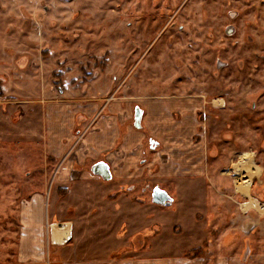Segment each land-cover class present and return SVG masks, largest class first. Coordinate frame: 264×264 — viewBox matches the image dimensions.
<instances>
[{"label": "rangeland", "instance_id": "1", "mask_svg": "<svg viewBox=\"0 0 264 264\" xmlns=\"http://www.w3.org/2000/svg\"><path fill=\"white\" fill-rule=\"evenodd\" d=\"M6 79L0 131L23 134L0 139V264H180L201 255L214 257L206 264H264V0H0ZM115 99L129 105L130 125L135 105L166 100L187 159L201 157L194 173L162 177L149 168L163 145L151 131L140 140L147 168L122 182L109 150L97 156L109 179L90 171L97 157L74 147L63 158L46 153L40 131L50 104L87 110L98 101L94 116L76 114L79 135ZM242 151L260 168L250 195L262 205L234 190L231 166ZM66 157L75 164L67 189L53 181ZM154 186L172 197L169 205L151 200ZM35 192L41 218L40 203L36 213L29 207ZM67 223V238L52 241L51 224Z\"/></svg>", "mask_w": 264, "mask_h": 264}, {"label": "crops", "instance_id": "2", "mask_svg": "<svg viewBox=\"0 0 264 264\" xmlns=\"http://www.w3.org/2000/svg\"><path fill=\"white\" fill-rule=\"evenodd\" d=\"M4 83L1 84V90L3 87L5 88L6 85L8 86L10 84L9 82H7V79L4 81ZM153 98L157 99L155 97ZM92 102L94 103H92L90 106H87L90 107L87 108V110H85L84 108H77L76 106L66 107L64 103H54L48 106L47 131H40V133L42 132L43 134L46 153L51 158L58 159L60 157L63 158L65 156H70V153L67 154V152H69L72 147H74L76 151L80 150L78 153L83 158L88 156L94 159L101 153V151L109 150L108 154H110V156L108 157L109 162H107L109 163L112 172H115V177L118 182H122L125 181L124 178H126V176L127 178H133L135 176L139 177L141 171L147 168L141 167L142 165H140L139 163V159L142 154L140 140L143 137V132L141 131H151L154 137L156 136V139H160L163 145L161 146L162 148L160 150L155 151L156 148L155 150H153L155 152L153 153L152 157L149 160V163L147 164L149 168L154 167L158 172L157 174L162 175V177L166 174L172 176H183L192 175V173H194L192 171L195 170L196 167L194 165L190 166V164L196 163L197 160L201 159V157L200 155H196L195 153H193L191 154V159H187V156L189 157V154L191 152H188L186 154H184L183 152V139L181 136L183 129H178V127L174 126L175 122L171 116L173 109L170 104L166 103V100L145 101V104H143L144 102H141V105L144 107V115L141 119L142 125L144 127L142 126L136 128L133 126V123H131L130 125L128 122V120L131 118L129 105L122 104L120 100L115 99L108 104V107H103V110L105 112L104 114H101L96 120V127L94 129L85 131V129L83 128V130L81 129V132H79L80 134L78 135L76 133L77 131H79V129L75 128L76 125H73V121L78 111H82V114L84 113L87 116H94L97 113L98 108L93 104L99 103L98 101ZM72 108H74L73 111H71ZM67 110L69 111V114L64 116V113ZM61 118H64L65 121L63 122ZM4 129H10V131H2L3 129H1L0 131V139L5 142L12 141L15 137L17 138V136H21L23 134V131H12V128ZM120 130L125 131V133H123L121 142L119 138ZM24 133H26L25 135L28 136L27 131H25ZM29 135H34V132L32 133L31 131ZM74 156L76 157L77 154L75 153ZM97 159L98 157L95 160ZM74 165L75 164L73 163L72 157H70L69 159L66 157L63 162H61L58 166H55L56 171L53 181L57 180L56 178H58L60 180L61 186L67 189L69 187L68 183L70 182L71 177H66L69 174H72ZM61 167L62 169L64 168L63 171L62 169L59 171ZM189 169L193 170L190 171ZM56 172L58 173L59 177L57 176ZM238 190L242 195H244L240 188L239 182ZM28 202H33L29 204L32 212H35L34 209L40 203V212L38 217L40 216L41 218V208L43 203L42 194L40 192L31 194ZM105 215L108 218H112L111 213H108V211ZM121 216L122 215L120 214L117 215L118 218ZM188 234L189 233H186L187 237ZM194 239L196 241H199L200 237L197 236ZM206 259L207 258L204 255L194 257L192 259L185 257L182 258L180 264H206L207 262L213 261L214 257L209 260ZM216 264H219V262H217V259Z\"/></svg>", "mask_w": 264, "mask_h": 264}, {"label": "flooded vegetation", "instance_id": "3", "mask_svg": "<svg viewBox=\"0 0 264 264\" xmlns=\"http://www.w3.org/2000/svg\"><path fill=\"white\" fill-rule=\"evenodd\" d=\"M218 100V99H217ZM217 100H214V102L215 103H217L218 101ZM221 101V100H220ZM219 101V102H220ZM135 108H137V109H140L141 110V117L144 115V108L143 107H141L140 105H135L134 106V109H133V112H135ZM133 115H134V113H133ZM134 126V125H133ZM143 125H142V123H141V127H142ZM135 127V126H134ZM149 146L150 147H153L154 145H156V142L153 140V138H151V136L149 137ZM153 142H155V144L154 145H152V143ZM202 154V158H203V160H202V162H201V170H202V176H204V178H206L207 179V176H206V174L204 173V165H203V163H206V156H205V152H202L201 153ZM238 157L239 158H241V159H239V161H236V163L233 165L232 164V166H231V175L233 176V186H234V190H235V192H237V193H239L241 196H243L244 198H245V200H247V201H245V203L247 204V202H249V200H254L255 202H258L256 199H254V197H252L251 195H250V188L252 187V185H253V183L255 182V181H257V179H255V177L257 178V176H259L260 175V168H259V166L257 165V164H255V163H250V162H253L254 161V158H253V153L252 152H250V151H242L239 155H238ZM100 161V160H99ZM247 161H249V162H247ZM97 162V161H96ZM255 162V161H254ZM239 163L241 164V165H239ZM234 166H236V171H235V169H234ZM244 167L245 169V172H246V174H247V176H248V178L250 179V184H249V186H248V193L246 194V195H242L241 194V192L238 190V177H239V171H240V169H239V167ZM222 173H224V174H227L228 172L227 171H224V172H222ZM229 174V173H228ZM264 174V172H262V174L261 175H263ZM206 182V181H205ZM256 189H258L257 187H255ZM207 202V201H206ZM244 202V201H243ZM242 202V203H243ZM258 204L259 205H262V204H260L259 202H258ZM241 205V204H240ZM263 206V208H264V205H262ZM205 207H206V205H205ZM262 208V209H263ZM206 209V208H205ZM249 209V208H248ZM203 210H204V208H203ZM244 210V209H243ZM245 210H247V208L245 209ZM256 211V210H255ZM264 212V209H263V211H262V213ZM258 213V212H257ZM261 213V214H262ZM259 214V213H258ZM260 214V215H261ZM208 216H209V214H208Z\"/></svg>", "mask_w": 264, "mask_h": 264}, {"label": "water", "instance_id": "4", "mask_svg": "<svg viewBox=\"0 0 264 264\" xmlns=\"http://www.w3.org/2000/svg\"><path fill=\"white\" fill-rule=\"evenodd\" d=\"M141 110L135 108L133 115V125L136 128L141 127ZM90 171L94 174L100 175L103 179H109L111 177L110 169L108 164L104 161H97L90 166ZM151 200L156 204L169 205L172 202V197L167 193L166 190L154 186L151 191Z\"/></svg>", "mask_w": 264, "mask_h": 264}, {"label": "bare ground", "instance_id": "5", "mask_svg": "<svg viewBox=\"0 0 264 264\" xmlns=\"http://www.w3.org/2000/svg\"><path fill=\"white\" fill-rule=\"evenodd\" d=\"M218 101V100H217ZM238 182L240 183V188L242 193L246 195L247 187H248V177L246 175H240L238 178ZM246 205H243L245 208ZM52 227V241H63L69 235V225L65 224L63 226H57L55 224H51Z\"/></svg>", "mask_w": 264, "mask_h": 264}, {"label": "trees", "instance_id": "6", "mask_svg": "<svg viewBox=\"0 0 264 264\" xmlns=\"http://www.w3.org/2000/svg\"><path fill=\"white\" fill-rule=\"evenodd\" d=\"M1 83H2V80H0V95L2 94ZM154 144H155V142L152 143V145H154Z\"/></svg>", "mask_w": 264, "mask_h": 264}]
</instances>
